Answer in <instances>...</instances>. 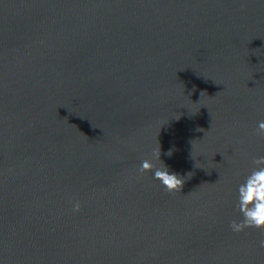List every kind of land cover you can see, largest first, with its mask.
<instances>
[{
	"label": "water",
	"instance_id": "water-1",
	"mask_svg": "<svg viewBox=\"0 0 264 264\" xmlns=\"http://www.w3.org/2000/svg\"><path fill=\"white\" fill-rule=\"evenodd\" d=\"M262 120L264 0H0V264H264Z\"/></svg>",
	"mask_w": 264,
	"mask_h": 264
},
{
	"label": "clouds",
	"instance_id": "clouds-1",
	"mask_svg": "<svg viewBox=\"0 0 264 264\" xmlns=\"http://www.w3.org/2000/svg\"><path fill=\"white\" fill-rule=\"evenodd\" d=\"M258 134L264 135V120L257 124ZM167 155H172L169 150ZM159 150H154L151 157L141 160L139 171L150 172L153 179L157 180L167 191L182 188L185 178L180 174L170 171L160 159ZM255 167L244 176L236 188V208L240 219L230 221L229 227L233 232H241L246 228H255L264 231V156L253 159ZM79 202L73 203V211H79ZM264 247V239L259 241Z\"/></svg>",
	"mask_w": 264,
	"mask_h": 264
}]
</instances>
